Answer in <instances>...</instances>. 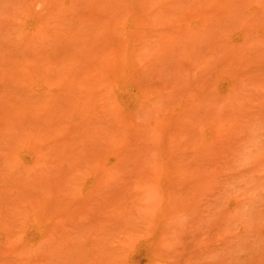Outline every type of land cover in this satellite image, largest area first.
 Here are the masks:
<instances>
[{
	"label": "rangeland",
	"instance_id": "1",
	"mask_svg": "<svg viewBox=\"0 0 264 264\" xmlns=\"http://www.w3.org/2000/svg\"><path fill=\"white\" fill-rule=\"evenodd\" d=\"M68 1L0 0L1 79L12 75L14 82L21 74L32 72L26 73L32 78L44 70L42 74H47L48 80L63 78L59 82L64 85L69 76L76 77L81 70L83 74L79 76L96 72L97 63L101 65L98 61L106 62L113 53L116 57L125 54L127 38L132 40V45L128 41L126 45L132 59L129 77L137 83L130 97L112 91L111 98L107 90L111 89L107 86L110 83L106 84V95L93 94L96 111L88 105L94 112L86 116L77 112L79 119L74 112L77 108L73 114L70 111L79 93L72 94V90L83 83L77 81L72 84L75 88L69 89L67 81L65 87L74 101L67 102L70 109L63 108L75 116L67 119L66 115L65 119L61 112V117L65 124L69 120L74 126L73 134L68 138L71 133L64 131L63 121V125L55 121V127L46 122L52 128L39 130L40 137L35 138L39 142L41 139V144L37 139L33 148L27 143L31 153L22 150L27 146L26 136L34 140V132L32 137L30 132L38 130L37 123L30 126L32 122L28 120H36L37 116L26 115L28 120L23 117V126L26 121L30 124L31 130L26 126L28 135L22 123L15 127L16 131L13 129L14 136L9 131V137L15 138L17 133L18 142L25 141L21 146L12 140L18 147L9 152L12 142L8 140L3 144L7 147L4 156L2 153L4 158L0 156L6 167L12 160L21 162L11 165L15 170L0 174V215L8 214L2 218L8 221L0 217V264H264V0H135L140 6L134 3L130 7L135 6L134 12L141 7L138 11L142 12L137 11L132 25L124 16L130 26L126 29L122 23L127 30L125 45L120 47L119 34L112 43L117 39L119 45L115 44L113 50L105 46L107 37L104 40L102 35L106 44L101 42L97 29L100 25L95 38L92 39L95 34L88 36L92 40L76 35L80 29L90 32L88 26L97 25L102 18L106 23L104 15L108 12H104L103 2L99 6L100 0H87L86 4L80 0L83 4L76 2L77 6L72 5L76 8L67 10ZM61 2L67 6L65 17L70 16L64 26V22H57L63 23L60 27L67 26L58 34L60 29L58 32L54 27L58 26L55 22L62 11L60 8L57 12ZM120 3L117 11L114 8L117 13L113 12L120 14L117 19L123 17L121 13L131 11ZM119 6L125 11L120 13ZM111 16L109 21L117 20ZM133 16L135 13L132 19ZM68 23L80 28H74L78 30L73 36L90 43L80 39L79 45H83L79 50L78 45L74 46L75 50L61 42L64 40L60 35L65 38L66 33V38H74ZM104 30H100L102 34ZM108 36L113 37L110 33ZM57 43L63 47L59 52ZM84 44L89 45L85 48ZM115 55L109 60H114ZM46 59L53 67L47 65ZM36 62L46 64L34 71ZM103 71L96 78L93 74L86 78L93 76L96 84L103 78ZM108 73L111 75V71ZM57 80L48 90L60 95L61 103L68 90L61 96L58 92L63 86L58 87L59 83H54ZM92 80H86L88 85ZM17 82L20 86L28 83ZM101 82L96 85L99 89ZM58 102L59 99L54 109L59 108ZM43 106L52 108L49 104ZM45 108L39 107L43 112ZM55 167H59V173ZM36 209L42 212L40 218L36 216L47 226L48 238L30 233L33 217L30 220L28 216ZM22 219L28 221V228Z\"/></svg>",
	"mask_w": 264,
	"mask_h": 264
},
{
	"label": "bare ground",
	"instance_id": "2",
	"mask_svg": "<svg viewBox=\"0 0 264 264\" xmlns=\"http://www.w3.org/2000/svg\"><path fill=\"white\" fill-rule=\"evenodd\" d=\"M61 1L63 2V0H61ZM69 1H70L71 4L69 3ZM69 1H68V4H69V5L66 3V5L68 6V7L66 6V7H67V10H68V8H71V9L73 10V9L76 8V7L72 8V5H73V6H77V5H79V4L81 3V1H82L83 3H84V1H85L84 4L87 3V2H86L87 0H81V1H80V0H79V1H78V0H76V1H75V0H69ZM71 1H73V2H75V3L73 4V2H71ZM94 1H95V0H94ZM101 1L103 2L104 6H103V4H102ZM104 1H105V2H104ZM104 1H103V0H100L101 3L99 4V6H103L104 8H103V7H102V8L104 9V12L107 11V12L109 13V16H111V14L113 15V16H111V17H112L111 19H114V18L117 19L116 17H119L120 14L115 15V14L117 13V12H116V11H117L116 8H118V6H116V5H119V3H120L121 0H120V1L117 0V1L119 2L118 4H116L117 2H116V3L114 2L115 0H111V1H110V0H107V1L104 0ZM112 1H113V2H112ZM126 1H127L128 3H125ZM129 1H130V0H125V1L122 0L123 3H120V5L122 4V6H124L123 4H125V6H128V8L125 7V10H128V11H129V8H130V10L132 11L133 14L130 13L131 11L127 12V11H125V10L123 9L124 7L121 6V7H122V8H121V7L119 6V8H121V9H119V10H120V13L122 12V9H123V12L125 11V15H124V13H121V14H123V15H122L123 17L118 18L116 21H115V20H110V21H109L108 19H109L110 17L107 15L108 13H106V14L104 15V16H105V17H104V18H105L104 20L106 21V23L104 24V22H103V18L100 19L101 21H98L99 23L102 22V23L104 24V26L101 25V24H99L98 22H97V25H95V26H94V25H93V26H88V29H90V32H91L92 29H95L94 32H93V30H92L91 33H90L89 31L86 32V31L84 30V31H83V32L85 33V35H84L83 32L81 31L82 29L76 27V25H74V24L72 25V23H68V26H69V25H70V27L72 26L71 29H73V33H71L72 30H69V29H70L69 27H68L69 29L66 28V29H67V32L69 31V32L72 34V36H73V34H74V30L77 31L78 29H80L79 32L77 31L78 34L76 33L77 36H79V35L82 36V35H83L84 38H88V39H90L91 36L95 34V36L92 37V39H93V38L96 37V34H97L96 32H97V29H98V34H99V32L101 33V35H100V37H101V42H103V43H105V44H106V42H107V45H105V44H104V45H105L107 48L109 47L108 50H110V49L113 50L115 44H116V45H119V44H120V47H122V49H123V46H122V45H125V43H126V45H127V41H128V39L125 37V36H126L125 33L127 32V30L125 31V26L123 27V25H124V24L126 25V22H128V21L124 22V20L126 19V18H124V16L127 17L130 21L133 20L132 22L129 21V23H127V24H130V23H131V25H132V23H134V21H136V20H134V19H136V15L138 14V13H137L138 9L141 10V7L138 8V9H137V7L140 6V3H141L143 0H138L139 2L141 1L140 3L138 2L139 4L136 2L137 0H136V1H135V0H132V1H130V2H129ZM134 1H135V2H134ZM62 2H61V3H62ZM76 2H77L78 4H77ZM95 2L97 3V1H95ZM107 2H108V3H107ZM131 2H133V3H131ZM83 3H81V4H83ZM112 3H113V4H112ZM129 3H130V4H129ZM134 3L136 4L135 6H137V7H136V12L133 11V8L135 7L134 5L132 6V8L130 7V5H132V4H134ZM75 4H77V5H75ZM108 4H110L111 6H109ZM114 4H115L116 7H114ZM126 4H128V5H126ZM58 5H59V7H57V12H58V9L61 8V10H62L61 12H62V13H61V12H58V15H59V16H56V18H57L58 20H60L61 15L64 14V13L66 12V7L64 6L63 3H62V6H64L65 9H64V7H63V9H62V6L60 5V3H59ZM60 6H61V7H60ZM106 6L109 7V10L107 9ZM105 7H106L107 10L105 9ZM110 7H113V8H110ZM114 8L116 9L115 12H114ZM112 9H113V10H112ZM63 10H64V11H63ZM69 10H70V9H69ZM119 10H118V11H119ZM134 10H135V9H134ZM59 11H60V10H59ZM111 11H112V12H111ZM57 12H56V14H57ZM63 12H64V13H63ZM113 12H114L115 14H114ZM126 12H127V14H126ZM138 12L141 14L142 11H138ZM59 13H60V14H59ZM118 13H119V12H118ZM134 13H135V17L133 16L134 18L132 19V18H131V15H134ZM66 14H68V13H66ZM66 14L63 15V17L66 18V19L61 18L60 21H58V20L56 19L55 25H56L57 22H58V23H59V22H64V24L62 23L63 26H64V25L66 24V23H65V20L67 21V20L69 19V16H70V15H68V17H65ZM128 14H131V15H130V18H131V19L129 18ZM106 15H107V16H106ZM114 15H115V16H114ZM58 17H59V18H58ZM108 17H109V18H108ZM140 17H141V16H140ZM107 18H108V19H107ZM138 18H139V16H138ZM138 18H137V19H138ZM106 19H107L108 21H107ZM122 19H123V20H122ZM128 19H126V20H128ZM119 20L122 21V22L120 23L122 26H120V24H119L120 21H119ZM117 21H119V22H117ZM108 22H109L110 24H109ZM114 22H116V24H115ZM58 23H57V25H58L59 27L62 26L61 23H60V25H59ZM122 23H124V24H122ZM106 24H107V25H106ZM108 24H109V25H108ZM118 24H119L120 27L118 26ZM55 25H54V26H55ZM57 25H56V26H57ZM91 25H92V24H91ZM98 25H100V27L97 28ZM58 26H57L58 29H57L56 27H54V30L56 29L55 31L58 30V32H59V29H60V33H58V34H61V33H62V30L65 31V27H67V26H65V27H60V28H59ZM106 26H107V27H106ZM116 26H117L119 29H117ZM91 27H92V29H91ZM104 27H105V28H104ZM108 27H110V28H108ZM127 27H130V26H129V25H126V29H127ZM61 28H64V29H61ZM74 28H78V29H74ZM96 28H97V29H96ZM99 28H100V29H99ZM102 28H103V29H102ZM107 28H108V29H107ZM120 28H121V29H120ZM104 29H105V30H104ZM100 30H104L105 32L107 31V32H106L107 34H106L105 32H103V34H102V31H100ZM116 30H117V31H116ZM121 31H122V32H121ZM123 31H124V33H123ZM116 32H117L118 34H116ZM55 33H56V32H55ZM65 33H66V32H63V34H65ZM79 33H80V34H79ZM87 33H88V35H87ZM89 33H90V34H89ZM92 33H93V34H92ZM104 33H105V34H104ZM109 33H110V35L113 36L114 38H113V37H110V39H109V36H108ZM112 33H113V34L115 33L116 35H113ZM121 33H122L123 35H121ZM58 34H57V35H58ZM67 34H68V33H66V36H69V35H67ZM71 34H70V36H71ZM119 34H120L121 38H119L120 36L117 37V38H118L120 41H122V43L125 41V38H126L125 43H123V44H122V43H119L120 41L118 40V42H117V39H116L115 44H112V43H114L115 36H118ZM124 34H125V35H124ZM76 35H75V36H76ZM89 35H91V36H89ZM102 35H103V37L105 36V38H103ZM58 36H59V35H58ZM64 36H65V35H64ZM66 36H65V38H62L63 36L60 35L61 40H64V41H65V40L68 39V41H65V42H64V41H61V40H60V41L63 42L64 44H66V43L69 44L68 46L70 47V49H73V48H71V47H74V46L76 47L77 45H78V47H79V46H82V45H83L82 43H85V42L87 43V41H88V39L86 40V39H84V38H83V40H82V39H81L82 37L79 36V37H81L80 39L82 40L81 45H79V44H80V43H79L80 39H79L77 36H76L77 39H76L75 36H73L74 38H70L71 40H70L68 37L66 38ZM72 36H71V37H72ZM88 36H89L90 38H89ZM106 37H107V38L109 39V41L111 42L113 48H110V47H111V44H110V43L108 44V41H107L108 39H106ZM122 37H123L124 39H123ZM102 38H103L104 40L106 39V40H105L106 42H105V41H102V40H103ZM112 38H113V39H112ZM59 39H60V38L55 39V40H59ZM92 39H90V40H92ZM69 40L72 42V44H73L74 41H76L77 44H76V42H74L75 45H74V44L72 45L71 42H70ZM73 40H74V41H73ZM123 40H124V41H123ZM84 41H85V42H84ZM128 42H129V43H128V45H129V44L132 43V40L130 39V41H128ZM130 42H131V43H130ZM88 43H90V42L88 41ZM117 43H119V44H117ZM70 44H71V45H70ZM84 45H85V44H84ZM87 45H89V44H87ZM87 45H85V46H86L85 48H87ZM109 45H110V46H109ZM116 45H115V46H116ZM126 45L124 46L125 48H126ZM131 45H132V44H131ZM131 45H130L128 48H131ZM56 46H57V49H58V52H59V50H61V47H62L61 43H57ZM66 46H67V45H66ZM66 46H65V47H66ZM68 46H67V47H68ZM69 47H68L67 49H69ZM75 47H74V49H75ZM78 47H76V48H78ZM125 48L123 49V51H127V52H126V53L124 52L125 54H123V52L121 53V54L123 55L121 59L118 57V56L121 57V54H120V55H117V57H118L119 60H117V57H116V55H115L114 53H113L112 55L110 54V55L112 56V57L109 56V58L111 57L110 59H113V58H114V55H115V57H116V58L114 59L115 61H114V60H112V61L109 60L108 57H107L106 60H105L106 62H104V61H103V62L98 61L102 66L99 65V64L97 63L98 66L96 65V68H97V67H100V68H99V70L95 68L94 71H96V72L92 73L93 76H95V78H96L97 74H98L99 72L103 71L102 69H104V67L107 65L106 67H108V70H109V71L106 70L107 68L105 67L104 71H103L102 74H101V75L103 76L104 80H105V77L107 76V77H106L107 79L105 80L106 82L103 80V78H100V76H98V77L100 78V79H98L99 82L103 81V82L105 83V84H104L103 82H101V83L99 84V86L101 85L100 89H102V91H104V92H102L99 88H97L98 86L96 87V85H98L97 83H99V82H96V84H95V81H94V80H97V79H94L93 76H92V78H93L94 80H92V78H90V79H87V78H86V77H90L92 74H91V75H87V76H84V75H83V76H79L80 73L83 72V70H81V72L79 71V74H78L79 77H78V76L76 75V73H71V74L76 75V77H77L78 79H77L76 77L69 76L70 79L68 78L69 80H67V81H68V82L70 81V83H69L68 87L66 86L67 88H69V87H70V88L73 87L72 84H76L77 81H78V82H77L78 84H79V83H83L84 86H85V87H84V86L82 87L81 85H83V84H81L80 86H78V85L76 84V86H77L76 88L79 87V89H77V90H76V89H75V90H72V91H73L72 94L75 93V91H76L75 94H77V93H78V90H79V93L76 95V98H77V99L74 98V100H76V101H74L73 98H71V97H73V96H71V95H72V94H71V91L68 90V89L65 87V84H66V85L68 84L67 81H64V82H65L64 85H61V84H63V83H61V82H63V81L59 82V80H62L63 78L60 79L59 76H58L59 80H57L56 77H55V78L53 77L52 79H49V80H48V78H47V74H46V76H45L44 74H42V73L44 72V70H42L43 72L41 71L42 73H40V74H42V75H41L42 77L40 76L39 73H38L39 75H38V74H36V75L34 74V75L32 76V78L26 75V73H28L29 75H30V73H31V75H32V74H33L32 72H30V73H29V72L24 73L23 75H25V76H21L22 74H21V75L18 74V75H20L19 78L21 79V83H20L19 78L17 79L18 76L14 75V78H15V76H16L15 79H17L16 81L14 80L15 84H13L14 82H13V79H12V75H11L10 79H9V78H6L5 80H2V79H1V78H4V77H0V79H1V80H0V148H1V147L4 148L3 144H4V143L8 144V140H9V144L12 142L11 145H12V147H13V148H12V147L9 145V148L7 149V150H9V152H10L11 149H15L16 147H18L17 145H16V147H14L13 145H15V143L17 144V142L20 141V139H18L19 136L17 135V133H15V138H13V137L11 138V137H9V135H10L9 133L12 131V132H11V134H12L11 136H14L13 133H14V132L16 131V129H17V128H15V127H18V125H19L20 123H22L21 125H22V127H24L25 131H26V128H27L26 126H27V125H28V127L30 128V126H35V125H33V123H35V124L37 123V124H36L37 126H35V127L38 128V130L36 131V129L33 128L34 131L30 132V133H31V137H32L33 134L35 135V136L33 135V139H34V140L30 139V135H28V132L31 130V128H30V130H29V128H28L29 131H26V132H27V135L29 136V139H28V137L26 136V138H27V142L23 139V141H25L26 145H27V143H28L32 148H33V145H34V144H36L37 142H39V139H38V138L40 137L39 135L41 134V133L39 132V130L41 131V130H42V127H47V128H50V127H51V128H52V126L50 125L51 123H52L53 127H55L54 124H56V125L58 124V123H56V122H59V123H61V124L64 122V125H66V128H64V129L68 130V131H66V130H64V131L67 132V133H68V132L71 133V134L68 135V138H70V135L73 134L72 131H74V130H72V129H73L72 127H74V126H73V125H70L71 122H70L69 120H67L69 123L66 121V124H65L66 115H68V116H67V119H69V118H70V119H71V118H74L75 114H74V116H73L72 114H73V110H75L76 108H77V109H76L74 112L76 113V116H75V117H78V118H79V116H78L77 112L79 113L80 116L87 114V112H88V113H92V112H94L93 110H95V103H96V100H97L96 98H94V95H95V94H96V96H97V95L100 96L99 94L106 95V93H107V91H106V89H107V88H106V84H109V83L111 84V86H110V84L107 85L108 88L111 87V89H107L108 91H110V92H108V93H109L108 98H111V94L114 96L113 92L116 93V94L119 93V94H121L122 96L130 97L131 89H133L132 87H135V82H136L135 80H136V79L134 80L133 78H130V77H129V71H130L129 68H130V65H131V63H132V59H131V55H130V53H129V50H130V49L127 50V48H126V50H125ZM62 49H63V47H62ZM79 49H80V47H79L77 50H79ZM82 49H83V47H82ZM75 50H76V49H75ZM108 50H107V51H108ZM58 58H60V57H58ZM47 60H48V59H46V62H49L47 65H50V66L53 67L54 64H52L51 61H47ZM107 60H108V61H111V63H110V62L107 63V62H108ZM36 63L38 64V65H37L38 68H37V66L33 63V65L36 66V68L33 69L34 71H35V70H36V71H39V68L44 67L43 64H44V65L46 64V63H44V62H43L42 65L39 64V62H36ZM50 63H51L52 65H51ZM102 63L104 64V66H103ZM105 63H106V65H105ZM108 65H110V66H108ZM29 66H30V65H29ZM29 66H28V67H29ZM39 66H40V67H39ZM48 67H49V66H47V68H48ZM101 67H102V69H101ZM29 69H32V68L29 67ZM45 69H46V67H45ZM49 69H50V67H49ZM49 69H47V71L45 70V72H46V73L49 72V71H48ZM100 69H101V70H100ZM51 70H52V68H51ZM97 70H98V72H97ZM30 71H32V70H30ZM105 71H106L107 73H106ZM110 71H111V75H110V73H108V72H110ZM77 73H78V72H77ZM103 73H105L106 76H104ZM48 74H49V73H48ZM67 74H68V73H67ZM67 74L64 75V78H67V76H68ZM69 74H70V73H69ZM82 74H83V73H82ZM82 74H81V75H82ZM108 74H109V75H108ZM98 75H100V74H98ZM38 76H40V77H38ZM44 76H45V81H44ZM81 77H82V78H81ZM83 77H85V78H83ZM109 77H111V80H109V79H110ZM30 78H31V80H29ZM75 78H76V79H75ZM8 79H9V80H8ZM27 79H28V80H27ZM53 79H55V80H53ZM73 79H74V80H73ZM81 79H82V80H81ZM84 79H86V80H92V82H90V85H91L92 88L90 87V85H88L89 82L87 83L86 80H85V83H87V84H85L84 82H82ZM11 80H12L13 83L10 82ZM56 80H57V82H54V83H55V84H58V83H59V84H58V85H59L58 87H60V85L63 86V87H60V88H63V90H61V91H62L61 93L58 92V91H60V90L57 89V92H58L59 94H61V96H62V93H64L65 91L68 90V91L66 92V93H67V96H64L63 101H61V103L63 102L62 105H61V103H60V98H62V97H60V95H58V94H52V93L48 90L50 86H54V85H52V84H53V81H56ZM71 80H72V81H75V83L72 82ZM17 81H19L20 84H22V83L25 84V82H28V83H26L27 85L25 84L26 86H22V85L20 86V85L16 84V83H18ZM24 81H25V82H24ZM29 81H33L35 85H33V83H32V82H29ZM46 81H48V83H50V84H48ZM50 81H51L52 83H51ZM109 81H110V82H109ZM93 82H94L95 86H94V84H93V86H92V83H93ZM29 83H30V84H29ZM46 83H47L48 86L46 85ZM60 83H61V84H60ZM136 83H137V82H136ZM24 84H23V85H24ZM31 84H32L33 86L28 87V85L30 86ZM70 84H71V86H70ZM86 85H87V87H88L89 89H84V90H83V88H87ZM102 85H103V86H102ZM46 86H47V89L44 91V89H45ZM55 86H56V85H55ZM104 86H105V89H103ZM58 87L56 86V88H58ZM64 87H65V88H64ZM94 87L97 88L98 90L93 89ZM50 88H51V87H50ZM70 88H69V89H70ZM74 88H75V87H73V89H74ZM81 88H82V90H80ZM136 88L139 89L138 86H136ZM51 89H52V88H51ZM90 89H91V90H94V91L92 92ZM88 90H90V91H88ZM95 90H96V91H95ZM99 90H100L102 93H101ZM47 91H49V92L53 95V99H52L51 94H50L49 92H47ZM69 91H70V92H69ZM81 91H82V94H84V96L80 93ZM86 91H87V92H90V95H89V93H88L89 96L86 95V94H87ZM105 91H106V92H105ZM112 91H113V92H112ZM46 92H47V94H46ZM52 92H53V90H52ZM91 92H92V93H91ZM133 92H134V91H133ZM48 93H49V96L51 97V99H49L50 97L47 96ZM55 93H56V92H55ZM69 93H70V95H68ZM103 93H105V94H103ZM110 93H111V94H110ZM45 94H46V97H44ZM80 94H81L83 97H82V96H79ZM93 94H94V95H93ZM57 95H58V96H57ZM92 95H93V96H92ZM56 96H57V98L55 99L54 97H56ZM68 96H69L68 99H70V100H67V99H66V102H64L65 98L68 97ZM70 96H71V97H70ZM78 96H79V97H78ZM96 96H95V97H96ZM47 97H48V100H47ZM59 97H60V98H59ZM85 97H86V98H85ZM87 97H88V99H87ZM44 98H45L46 100H45ZM82 98H83V99H82ZM84 98H85V99H84ZM90 98H91V99H90ZM135 98H136V96H135ZM43 99H44V100H43ZM58 99H59V102H58V103H60V104H58V105H59V108H58V106H56V108L54 109V107H55V106H54V103L57 104ZM81 99H82V101H83V104H81V103H82ZM92 99H94V100H92ZM95 99H96V100H95ZM129 99H130V98H129ZM50 100H51V101H50ZM53 100H56V101L53 103V102H52ZM61 100H62V99H61ZM71 100L74 101V102H72ZM78 100H79V102H78ZM84 100H85V101H84ZM86 100H91L92 102H91V101H86ZM121 100H122V99H121ZM43 101H45V102L42 104ZM48 101H49L50 103H49ZM69 101H70V103L72 102V104H73V103H75V105L77 104L78 107H76V106L74 105V106L71 107V109H72V110H71V109H70V106H67V105H68L67 102H69ZM80 101H81V103H80ZM47 102H48V103H47ZM77 102H78V103H77ZM88 102H89V103H88ZM90 102H91V103H90ZM94 102H95V103H94ZM52 103H53V104H52ZM79 103H80V104H79ZM84 103H85V104H84ZM86 103H88V104H86ZM93 103H94V105H93ZM40 104H42V105H40ZM48 104H49L50 106L52 105V108H51V110H49L50 108H48V107L46 106V108L48 109L47 112H46V110H45L46 108H45V106H43V105H48ZM64 104H65V106H63ZM91 104H92L94 107L91 106ZM60 105H61V107H60ZM79 105H80V106H79ZM84 105H85V106H84ZM88 105H89V107H90L91 109H93L91 112H90V108L88 107ZM40 106H42V107L45 108V109H44V112L46 113V115H45V113L43 112V109H41V110L39 109ZM63 107H65L66 109H70V111H71L72 114H71V113H67L66 111H68V112H70V111H69V110H66V109H65V112H64V108H63ZM67 107H68V108H67ZM81 107H82V108H81ZM57 108L60 109V112H59L58 110H56ZM62 108H63V109H62ZM74 108H75V109H74ZM78 108H80L81 110L78 109ZM83 108H84V109L86 108L87 111H84ZM61 109H62V110H61ZM39 110H40V111H39ZM52 110H54V111H52ZM77 110H78V111H77ZM79 110H80V112H79ZM38 111H39L40 113L43 112V113H42L43 116H42L41 114H39ZM48 111H50V112H48ZM56 111H58V113H56ZM82 111H83V112H82ZM95 111H96V110H95ZM36 112L38 113V115L35 114ZM51 112H52L53 114H51ZM61 112H63V113L65 114V116H64L63 113H61ZM81 112H82L83 114H82ZM54 113H55V114H54ZM59 113H60V116H59V117H61V116L63 115V117L65 118L64 121H63V119H62V117H61V122H60V118L58 117ZM80 113H81V114H80ZM29 114H30V116H33V115H34V116H37V117H36V120H34V118H32V119L34 120V122L32 121V119L28 120V119H29L28 116L26 117V115H29ZM2 115H3V119H2ZM47 115H48V116H47ZM49 115H50V116L52 115L51 117H52L53 119H51ZM55 115L57 116V119H56ZM69 115H70V117H69ZM34 116H33V117H34ZM38 116H40V118H42V117H43V118L40 119ZM41 116H42V117H41ZM45 116H46V118H47V117H48V118L45 119V118H44ZM71 116H72V117H71ZM85 116H86V115H85ZM23 117H24V119L28 120V122L30 121L29 123L32 122L31 125L28 124V122L26 121L25 124H27V125H24V126H23V123H24V121H23ZM25 117H26V118H25ZM83 118H84V117H83ZM83 118L81 117V119H83ZM55 119H56V120H55ZM79 119H80V118H79ZM39 120H40V121H39ZM42 120H45V123H44V124H42V123L44 122V121H42ZM46 120H47V121H46ZM51 120H53V121H51ZM36 121H37V122H36ZM55 121H56V122H55ZM62 121H63V122H62ZM46 122H49V123L51 122V123L49 124L50 127L48 126V123H47V125H45ZM53 123H54V124H53ZM38 124H39V125L42 124L43 126L40 125V126H41V127H40ZM29 125H30V126H29ZM62 125H63V124H62ZM67 126H68V127H67ZM69 126H70L71 129L69 128ZM39 127H40V129H39ZM14 128H15V129H14ZM67 128H68V129H67ZM5 129L8 130V131H7V134H8V135L3 133V130H5ZM13 129L15 130L14 132H13ZM10 130H11V131H10ZM69 130H70V131H69ZM9 131H10V132H9ZM33 132H34V133H33ZM38 132L40 133L39 135H38ZM5 133H6V132H5ZM32 133H33V134H32ZM36 133H37V135H36ZM24 135H25V134H24ZM16 137H18V138H17L18 140L16 139ZM35 137H38V138H35ZM26 138H25V139H26ZM10 139H11V140H10ZM15 139H16V140H15ZM35 139H37L38 141L35 140ZM12 140H14L15 143H14ZM29 140H31V142H29ZM23 141L21 140L22 145H23V143H24ZM36 141H37V142H36ZM40 141L43 142L41 139H40ZM21 142H18V143L21 145ZM41 142H39V144H41ZM44 143H45V142H44ZM19 144H18V145H19ZM1 145H2V146H1ZM22 145H21V146H22ZM43 145H44V144H42V148L44 147ZM27 146H28V145H27ZM27 146H26L25 150H22V151H23V152L26 151V153H28V152L31 153V152H32V149H31L29 146H28V147H27ZM38 146L41 148L40 145H38ZM69 146H71V145H69ZM10 147H11V148H10ZM36 147H37V146L35 145V148H36ZM5 148H7V147L5 146ZM5 148H4V149L1 148L2 152H0V156H1L2 158H4L3 156H4V152H5V150H6ZM1 150H0V151H1ZM17 151H19L18 148H17ZM23 152H20V153L22 154ZM2 153H3V156H2ZM24 153H25V152H24ZM18 155H19V153H18ZM18 155H16L15 157L18 158V157H19ZM17 156H18V157H17ZM21 156H22V155H21ZM30 156H31V155H30ZM1 157H0V159H1ZM15 157H14V158H15ZM14 158H13V159H14ZM19 158H20V157H19ZM19 158H18V159H19ZM30 158H31V157H30ZM20 159H21V158H20ZM2 160H3V159H2ZM23 160H24V159H23ZM13 161H14V162H13ZM0 162H1V160H0ZM2 162H3V163H2ZM2 162H1L2 165L0 166V168H1V169H0V174H2L1 172H3V171H5V172H3V174H4V173L6 174V172L8 173L10 170H13V169L15 170L16 167L13 168L12 166H16L17 164H18V165L21 164V162L16 163L15 160H12V163H10V167L12 168V169H11L9 166H8V167H9V168H8V167H6L7 165H6V166L3 165V164L5 163L4 161H2ZM25 162H27V161L25 160ZM1 163H0V164H1ZM13 163H14V165H13ZM11 165H12V166H11ZM3 166H4V167H3ZM2 168H5L6 170H2ZM7 168H8V171H7ZM56 168L59 169V167H55V171H56V173H57V172L59 173V170H56ZM1 170H2V171H1ZM0 195H1V194H0ZM39 201H40V200H39ZM39 201H38V204H39ZM40 204H41V202H40ZM29 205H30V204H28V207L31 208L32 205H31V207H30ZM42 205H43V204H41V206H42ZM43 206H45V203H44ZM37 207L40 209V207H39L38 205H37ZM24 208H27V205L24 206ZM42 209H43V208H42ZM42 209H41V210H42ZM31 211H33V210L31 209ZM35 211H37L38 214H36ZM35 211H34L33 213L31 212L30 215L28 216L29 218H30L31 216L34 218V219H33V218L31 217V218H32V222H30V233H31V231H32V233L37 232V234H38V233H39V235H40V234H44V235H41V236H45V232L47 231L46 234L49 233V232H48V229H47V226L45 225V223H44L41 219H39V218H40L39 213H40V215H42V212H41V211L39 212V210H37V209H36ZM34 213H35V214H34ZM3 215L6 216V215H8V214H7V213H6V214L1 213V215H0L1 220H2V218H3ZM36 215H38L39 218H38ZM31 218H30V220H31ZM11 219H12V218H11ZM2 221H8V218H7V220H6V219H3ZM9 221H11V220L9 219ZM23 221H25V219H24V220L22 219V222H23ZM25 222H26V224L28 223V221H25ZM26 226H27V228H28V227H29V223H28V225H26ZM25 229H26V227H25ZM28 231H29V230H28ZM25 233H26V232H25ZM24 235H25V234H24ZM28 235H29V236H32V235L34 236V234H28ZM46 236H47V238H48V235H46ZM46 236H45V238H46ZM49 237H50V239L52 238L50 235H49ZM36 239H38V237H37ZM29 240H30V239H29ZM52 240H53V239H52ZM144 244H146V243H144ZM144 244H143V245H144ZM139 246H140V245H139ZM145 246H146V245H145ZM145 246H144V247H145ZM141 247H142V246H141ZM145 248L147 249L148 247H145ZM148 251H149V250H148Z\"/></svg>",
	"mask_w": 264,
	"mask_h": 264
}]
</instances>
